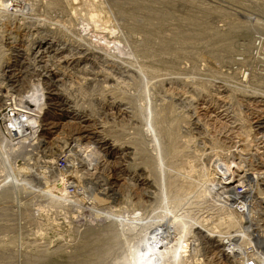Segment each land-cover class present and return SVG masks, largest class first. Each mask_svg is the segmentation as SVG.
Wrapping results in <instances>:
<instances>
[{
    "label": "rangeland",
    "instance_id": "rangeland-1",
    "mask_svg": "<svg viewBox=\"0 0 264 264\" xmlns=\"http://www.w3.org/2000/svg\"><path fill=\"white\" fill-rule=\"evenodd\" d=\"M87 1L14 0L21 12L0 11V129L8 111L14 117L3 104L12 95L23 101L34 90L45 112L38 128L0 151L2 166L9 151L21 164L0 171V192L11 190L0 199V264L123 262L115 243L134 214L157 204L161 172L171 179L172 147L197 165L217 160L241 177L264 176V0H94L104 21L89 19L84 29L78 15L91 9ZM92 143L99 153L56 181L42 168L50 155ZM212 204L194 205L193 214H214ZM258 205L262 225L264 199ZM210 236L200 237L192 263L235 264L220 235Z\"/></svg>",
    "mask_w": 264,
    "mask_h": 264
},
{
    "label": "bare ground",
    "instance_id": "bare-ground-1",
    "mask_svg": "<svg viewBox=\"0 0 264 264\" xmlns=\"http://www.w3.org/2000/svg\"><path fill=\"white\" fill-rule=\"evenodd\" d=\"M93 1L94 0L87 1L88 2L87 4L91 7L90 10H87L90 15L88 13L82 15L83 14L82 12H80L81 14L78 15L79 16L78 18L81 20L80 24L82 26H85L84 29H86L87 26L89 27V24L87 22V20L89 19H93L95 20V22H99V23H102L104 21L102 17L97 14L96 10L92 8ZM14 5H15L14 0L13 1L0 0V11H2L1 14H3L5 11L9 13L11 12L12 14H16L19 11L21 12V9H18V7L16 6L14 7ZM31 8L33 9V7ZM73 11L75 12V9ZM25 13H23V15ZM12 16H10V18ZM67 22L68 20L67 21L64 20L65 25L67 24ZM50 44L52 45V43ZM48 46L46 48H48ZM39 50L40 49H38L37 52ZM8 66L9 65H7V67ZM139 70L141 74L144 76V78L147 79L149 71L142 69V67H139ZM2 71L5 70L2 69ZM11 90H9V92ZM6 91L8 92V89ZM7 95L10 96L8 93ZM6 98L9 97L6 96ZM26 98L27 99L23 101L21 100L19 101L18 99L20 98L18 97L17 100L19 102H17V100L16 101L14 100L13 105L12 104L9 105L11 111H13L14 117H10V115L6 116L7 113L5 115L3 114L6 117L3 116L4 125H5L4 131L0 129V134L2 137V139H0L1 152L4 150L6 145H10L11 143L16 142V136L18 137L21 136L23 132L27 131L28 129H33L35 126L36 128H38L39 117L45 114V112L42 113L44 111L43 103L41 102L38 103L34 90ZM3 104L4 107L8 105L6 102H4ZM80 107L81 106H79V110ZM147 126L148 127H146L145 129L149 132L148 135H150L151 139L152 140L159 139V135L161 134L158 132V129H156L154 122L149 121ZM27 136H24V139ZM80 140L81 137L79 140L74 137L71 140V143L72 144L79 143ZM96 145L94 144V146H88L87 148L84 149L85 151L84 150H78L75 152L69 151L68 153L64 154L63 156L61 155L60 157L58 155L57 156L50 155L48 158L49 160H51L48 162L49 167H42V168H49V173L52 174V179H53L52 182H54L60 178L59 177L60 171L61 170L63 171L65 168H67L68 165H70L71 168H77L79 167L78 164L79 159H81L82 161L83 160L82 157L84 156H90L91 154L92 155L98 154L99 152L96 150L97 148H99V146ZM109 145L110 146L106 149L110 150L109 152L113 154L115 151L114 148L116 147L115 146L116 144L112 143ZM10 147H14V146L11 145ZM171 149L173 150L174 153H176L172 161V169L170 173L171 179L167 183L165 181V176H167V172H165L164 170L163 173L161 172L159 177V192L156 194L157 204H155L152 211L146 215L145 213L134 214L132 216L133 220H131L130 225L127 226L126 233L123 234V236L125 237L124 240L118 243L114 242L116 246L120 247L119 249L125 251V257L123 256L124 261L121 262L123 259L121 260L119 258V260H121L119 262L123 264H193L192 262L195 261L197 256H199V251L201 249L200 248L201 245H199L200 244L199 240L201 239L200 237L210 236L211 234L218 233L221 237L220 239L221 244L223 245V247H220V249L222 248L221 250H223L222 251L224 253L223 255L227 257V258L225 257L226 259H233L231 261H234L235 264H243L247 261L249 264H264V230H263L264 224L261 225V222L258 221V218L261 219L262 217L260 215L256 216V214H261L258 208L262 204L259 205L257 204L259 206L258 208L257 206L252 207L251 211L250 209L247 208V210L251 214V215L249 214L247 215L245 213L240 212L239 211L240 209L233 206L231 202L224 200L227 199V197L233 195L231 191L235 186L233 184L234 180L236 179L234 178V176L237 175L240 178L241 174H236L231 169H227V166H225L223 163H220L217 160L213 161L210 164L211 161L208 162V160H206L205 162L203 159L204 162L201 160L200 163L197 165L194 162H192L193 157L192 159L189 158L184 159L185 157L182 158L183 155H180V152H176V149H174L173 147ZM10 152L11 151H9V155ZM17 152H18L17 155L18 154L22 155L25 151L20 150ZM85 153H87V155H85ZM9 155L7 157L8 159L6 158V163H4L3 166H5L11 172H14L15 169L17 172L20 169L21 164L20 165L18 164L19 160L17 159V157H15L16 159L13 158L10 160ZM161 155L162 153H160V156ZM194 156L197 157L198 156L197 153H195ZM70 157H73V160H75V162L70 161ZM184 165H186V167ZM3 166L0 163L1 172H4ZM243 172H246L247 174V171H243ZM73 175L70 176L71 181L75 180V176ZM245 175H243V177H245ZM255 175L258 181L256 184L258 185L253 186L252 184L251 190H252V199L255 200V203H257L258 198L260 199V201L261 200L263 201L264 199V188L262 187L264 184V176L258 173L257 174L255 173ZM238 180L236 182H238ZM259 180H261V182ZM9 190L10 189H6L0 192V199L2 196L10 195L8 194ZM206 203L214 204V205L212 204V206H215L214 214L211 215L208 214L206 216H204L203 213H202L203 216H200V214H198L199 216L193 214V211L195 210L192 209V207L194 205H197L196 207H198L199 205V208H201L200 207L202 206L201 204L205 205ZM211 211H213V209H211ZM201 212L203 211L201 210ZM255 221H258L257 226H254L256 225ZM245 223L248 224L246 225ZM199 228H202L204 230H201ZM205 232H208L209 234ZM110 233H111L110 239L111 238L113 239L115 237L113 230ZM198 235L199 237H197ZM134 236H135L134 239L136 240L135 242L132 241V238ZM207 238L209 239V237ZM220 240L218 241L219 243ZM202 242H204V240ZM114 243L111 244L113 245ZM204 244L205 243H203V246ZM119 249L118 252L120 251ZM118 252H116V254ZM109 253L110 252L108 251V254ZM118 255H116V257ZM118 257H121V255H119ZM193 258L195 259L193 260ZM203 259L205 260V258ZM189 260H191V263H189L190 262ZM197 261L199 262L200 260ZM197 264H203V263H197Z\"/></svg>",
    "mask_w": 264,
    "mask_h": 264
},
{
    "label": "built area",
    "instance_id": "built-area-1",
    "mask_svg": "<svg viewBox=\"0 0 264 264\" xmlns=\"http://www.w3.org/2000/svg\"><path fill=\"white\" fill-rule=\"evenodd\" d=\"M6 54V53H5ZM7 56V55H6ZM9 58V56H8ZM13 99V100H12ZM16 101L15 96L12 95L11 98L8 99L7 101V106L6 108H8L9 110L11 109L9 107L10 104L13 105V101ZM15 108V107H12ZM9 112V111H8ZM7 112V113H8ZM254 179H257L255 176L250 178H245V177H240L238 182H236L234 185V188L232 189V196L227 197V199H224L225 201L227 200L228 202H231L233 204V206L237 207L238 209H240L239 211L242 213H245L248 215V213H250L248 209H252V206L257 205L260 201V199L258 198V202L255 203V200L252 199V190H251V185L253 184V186L256 185L257 181L254 183ZM255 184V185H254ZM69 188H70V192L73 194H78L79 191L82 189L81 186L77 187L73 184H69ZM78 188V189H77Z\"/></svg>",
    "mask_w": 264,
    "mask_h": 264
}]
</instances>
